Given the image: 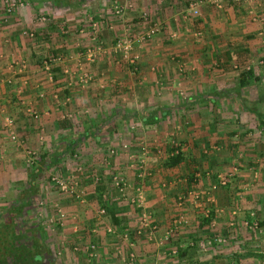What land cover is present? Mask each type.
Returning a JSON list of instances; mask_svg holds the SVG:
<instances>
[{
  "label": "crops",
  "instance_id": "0c3cea01",
  "mask_svg": "<svg viewBox=\"0 0 264 264\" xmlns=\"http://www.w3.org/2000/svg\"><path fill=\"white\" fill-rule=\"evenodd\" d=\"M35 1L63 15L83 5V0L58 7ZM189 1L129 0L130 17L112 10L101 15L102 1L90 18L98 28L94 35L83 22L64 21L63 15L53 19L47 13L42 21L35 5L21 3L6 12L0 0V230L5 208L22 199L21 188L35 171L59 162L56 166L83 188L80 200L58 192L64 216L51 234L39 226L27 230L34 224L15 226L25 238L34 235L40 264H129V251L132 264H264V116L258 113L264 104V17L251 20L247 9L252 5L260 14L264 0H222L220 7L207 2L196 15L188 10ZM151 5L159 29L136 47L135 64L115 52L84 56L86 46L108 47L118 34L129 33L125 24L135 32L145 28L148 21L140 18L152 12ZM107 29L115 36L104 35ZM49 55L60 58L48 60ZM242 70H250L247 84L237 82ZM27 147L34 152L26 168ZM108 147L115 149L112 154ZM171 151L180 155L173 164L167 159ZM55 154L58 160L49 164ZM112 173L127 182L123 194L111 184ZM220 174L227 176L224 184ZM135 185L157 225L155 238L135 235L138 210L127 202ZM187 189L200 192V198L185 196L179 206L177 197ZM37 191L38 183L31 198ZM113 203L111 216L106 208ZM209 205L213 216L200 227ZM29 208L26 222L32 200ZM178 215L184 220L173 236L198 235L195 251L164 262L157 239ZM188 221L190 226L181 228ZM108 225L114 232L106 231ZM218 236L225 240L216 241Z\"/></svg>",
  "mask_w": 264,
  "mask_h": 264
},
{
  "label": "rangeland",
  "instance_id": "374dc122",
  "mask_svg": "<svg viewBox=\"0 0 264 264\" xmlns=\"http://www.w3.org/2000/svg\"><path fill=\"white\" fill-rule=\"evenodd\" d=\"M21 1L24 4H27V6H30V7H34L32 5H35V8L38 11V12H36L35 16H37V15L40 16L41 14L44 15V19L42 21L46 20L47 13H48L49 17H52L53 19L54 18L62 17V15H63V14H59L58 11L57 12H52L50 10L51 12H49L47 8L44 9L43 8V4L44 3L40 2V1L39 2H36L35 0H21ZM33 1H35L36 3L33 4ZM102 1L103 2L105 1V4H103V7L104 8L101 9V11H100L101 15L102 14L103 15H105V14L108 15L109 14V11L108 10H112L111 12L114 13L113 8H112V6L114 4H121L123 6L124 4H128L129 3V0H123V2H121V3L118 2V0H116V1H112V0H83V5L77 6V7H73L72 9H69L70 12H67L65 15H63L62 18L65 17L64 18V21H68V22H70V21L71 22H75L74 20L77 19L78 21L83 22L84 25L89 26V29L88 28H85L86 31H89V30L92 31V30H94V32L92 34L97 35L98 34V28L96 29V24L95 23H94V26H93V24H92L93 21L90 22V18L92 17V15H94L97 12V10H95V8H97L96 5L99 4V3H102ZM3 2H4V0H3ZM138 4L141 5L140 3H138ZM152 6L153 5H151V7H150L151 9L153 8ZM128 8H129V5L128 6H125V8L123 9L125 11V12H123V16H125V17H130L131 16L130 9L128 10ZM153 12H154V9H152V12L151 11H146L144 14H142V17L140 19H143L144 18L145 20L148 21L147 23H144V25L146 24L144 26L145 28L140 29V30L137 29L138 31L136 30V32H135V29L129 28V27H131V25L128 27L127 24H125L124 27H126V31H129V33L118 34L117 37L122 36V35H127V36H130L131 35L132 36V35H134L137 32L145 31L154 22L152 19H153V16H154V13L155 12L154 13ZM66 17H67V19H66ZM101 17H103V19H104V16H101ZM105 20H107V22H108L107 25L110 26V22H112V21L111 20L109 21L108 18L105 19ZM88 21H89L90 24H87ZM124 21L125 20H123V22ZM102 23L103 22H99V24H102ZM108 26L105 27L104 25L103 26L100 25L99 27L100 28H104V27L107 28ZM69 27H72V26H69ZM111 28L112 27H110L108 29H111ZM108 29L106 31H104L103 34L105 35L106 32H107V34L109 35V37L115 36V32H113L114 30L113 31L111 30L112 32H110ZM88 34L91 35V33H89V32H88ZM154 35H155V33L152 36L145 38L142 42H140L138 44L137 43L132 44V47L127 52V57L134 56V58H133V60L131 62L135 61V57L137 55V52H136L137 51V48L136 47L141 46L143 43H145L148 39H150ZM84 36H86V35H84ZM114 42H112V44L108 45V47H105L102 43L99 42L100 43V47H99V49H95L94 50V54H93V56H91L92 59H94V57H95V55L97 54L98 51H107L109 53L115 52V53L121 55L120 57H122V59L127 58V57H125V56L122 55V52L121 51L116 50V49L115 50L113 49ZM85 45H83V47H85ZM89 47H91V46L90 45L89 46H86L85 51H84V56L87 59L91 60L90 57H89V55L87 54L91 50ZM125 61H124V63L129 62L127 59H125ZM133 63L135 64V62H133ZM258 109H260V111H264V104L263 105L262 104H259L258 105ZM141 141H138V144H137L138 146H140V144H141L140 142ZM28 148H31V147H28ZM24 153H26V152L24 151ZM261 157L263 158L264 156H261ZM24 160L26 162V165L25 166L27 168L28 165H29V163L26 160V157L24 158ZM57 163H59V162H57ZM57 163L54 166H46V167H44L42 170H40V171L37 172V175H35L36 183H38V191H37L35 197L32 200L34 209L29 212L30 213V215H29L30 217H28V221L26 222L27 224H30L33 221L35 223H38L39 224V227H43V229L44 228L47 229L46 231H48V234H51V232L53 230H58V228L60 227V225H59L60 219H58V217H57L58 216L57 208L59 207L61 209V206L58 204V203H60V198H59L58 192H60L61 190L58 188V186L56 184L57 181H54L53 179H51V176H55V179L57 178L58 181L61 180V179H66V178H70V177L73 178L74 177V175L65 174L64 172H62V168H59L60 165L58 164V167L56 166ZM260 173H261L260 175H262L263 178H264V165L261 166ZM256 175H257V173H256ZM261 181H262V183H264V180H261ZM111 193H113V192L111 191ZM50 203H52V205H49ZM48 205H49V207H48ZM43 208H45V209H43ZM132 208H134V207L132 206ZM41 211H42V213H41ZM190 223L191 222H189V221L188 222H185L184 225L181 228H185L187 226H190L189 225ZM244 224H245V226L248 225V223H244ZM254 226H255V228H256V226L258 227L259 226L258 222H256ZM36 227H38V226H36ZM34 228H35V225H34ZM247 229H250V228H247ZM175 235H176V233L174 234V236ZM171 236H173V234ZM171 236H169L161 244L162 245V248L160 249V253H162L166 257V261H164V262L171 261L172 255H173V257L175 259L177 258L176 257V251L171 252V249L172 248H175V250H176L175 245L172 243V240L171 239H173V238ZM185 237H186V235L181 236L180 238L185 239ZM200 238L202 239V237H200ZM186 239L188 240L189 238L186 237ZM165 242H168L167 245L164 244ZM88 243L89 244L92 243L94 245V247L91 248V249L93 251H95V246H96L95 243L93 241L92 242L89 241ZM164 248H167V249L165 250ZM199 250L202 251L204 249H202V246H199ZM167 259H169V260L167 261Z\"/></svg>",
  "mask_w": 264,
  "mask_h": 264
},
{
  "label": "built area",
  "instance_id": "2783aa9c",
  "mask_svg": "<svg viewBox=\"0 0 264 264\" xmlns=\"http://www.w3.org/2000/svg\"><path fill=\"white\" fill-rule=\"evenodd\" d=\"M221 1L222 0H190L187 4V8L188 10L191 12V14L196 15L199 13V8L202 4L207 3V2H211L214 4V6L216 7H220L221 5ZM235 2H241L244 0H233ZM23 3L21 0H4L3 2V6H4V10L6 12L11 11L12 9H14L15 6H17V4H21ZM129 4H124L123 6L121 4H114L112 6L114 13L119 14L122 13V11H124L123 9L125 8V6H128ZM253 6L249 5L248 12L250 15L251 20H261L263 19V15H264V6H262V10L260 14H257L254 10H253ZM41 20L44 19V15H40L39 16ZM94 26V22L92 23ZM93 28V27H92ZM159 29V24L154 21L152 23L151 26H149V28H147L145 31L142 32H137L134 35H122L119 36L115 39L114 45H113V49L115 50H119L122 52V55L127 57V52L130 50V48L132 47V44L135 43H140L142 42L145 38L152 36L154 33L157 32V30ZM92 32H94V30H92ZM31 34V33H29ZM100 47V43L96 42L95 45H92L91 47H89L91 50L87 53L90 57V59H92L91 56H93L94 54V50L95 49H99ZM89 50V49H88ZM60 56L59 55H49L48 60H52V59H59ZM128 58V57H127ZM134 58V56L130 57V61H132ZM46 62V60H44ZM84 79L85 81L87 80V75L84 74ZM34 113V112H33ZM3 121L5 124L10 125L11 123V119L6 116L3 118ZM9 136L10 138L14 139L15 138V134L12 130L9 131ZM141 149L143 150L142 152L145 151V149H143V147H141ZM114 148L113 147H108L107 148V152L109 154H112L114 152ZM25 157L26 160L28 162L32 161L33 158V152L34 150H32L31 148L25 149ZM143 163H142V159H140L139 161V166L138 168H140L141 170L138 171V175L142 176L143 174ZM51 179H53L54 181H57V186L58 188L66 193H69L70 195H72L74 198H79V200L82 198L83 195V188L80 187L79 183H77V180H75V178L70 177V178H66V179H61L58 181V179H55V176H51ZM219 183L220 184H224L227 181V176L224 174H220L219 177ZM111 184L114 186V188L118 191L119 194H123L124 193V189L125 187H127V182L123 179V177L120 174H111ZM133 194L130 195L127 198V202L130 203L133 207H135L138 210V216H137V222H136V226L134 228V232L135 235H144L145 238L147 239H152L155 238V231L157 230V225L156 223L153 222L152 220V214L150 209L144 204V198H143V190L141 188V186L139 185H135L133 186ZM185 196H190L192 197L194 200H198L200 198V192L193 190V189H187L185 194H181L179 195L177 198L176 203L180 206V204H182L184 197ZM98 213H103L104 212V208L100 207L98 208ZM57 212H58V219H62L64 216L63 211L58 207L57 208ZM207 212V209L205 210V213ZM183 217L182 215H178L177 217H174L172 220L171 225H169L167 228H165V230L163 231V233L161 234V236L157 239V241L159 243H163L169 236H171L175 230V228L183 221ZM61 222V220H60ZM244 223H248L246 221H244ZM255 225L256 222H253ZM106 231H111L114 232V229L111 225L106 226ZM122 237L124 239H127L129 237V233L128 231H123L122 232ZM215 240L218 242H223L225 240L224 237H215ZM209 243V241H207ZM202 249H204L203 243H201ZM88 247L91 249L94 247V245L91 243L88 245ZM175 248L171 249V252H174ZM126 257L128 258V262L129 264H132L133 261V257H134V253L132 251H129L126 254Z\"/></svg>",
  "mask_w": 264,
  "mask_h": 264
},
{
  "label": "trees",
  "instance_id": "16d2710c",
  "mask_svg": "<svg viewBox=\"0 0 264 264\" xmlns=\"http://www.w3.org/2000/svg\"><path fill=\"white\" fill-rule=\"evenodd\" d=\"M48 2L51 3L52 6H75L77 4H80L81 0H48ZM247 75L250 74V70H242L239 72L238 75V84H247L248 80L246 79ZM254 79H257V77H254ZM264 90V88H263ZM259 116H264V111L258 112ZM261 124L264 126V123L261 122ZM168 162L170 164L175 163L179 160L180 155L177 152L172 153L167 156ZM58 160V157L55 155L51 156V162ZM35 175H37V171L34 172V174L31 175L30 180L26 182L21 188V191L23 193L22 199L16 204L12 205L9 204L5 208L4 214H3V227L2 231L0 230V264H40V251L36 248L34 240V235L31 234L30 238H25L27 234L23 233L17 229L15 230V226L17 225H24L26 223V220L23 218V215L25 214V209H28L31 207V200H33L32 195L36 192V183L33 181ZM99 189V188H98ZM102 193V187L99 189V194ZM99 203L103 204V201L98 199ZM107 207V206H106ZM113 211H115L114 203L109 206V208H106V212L112 215ZM213 216V208L210 207L207 208L206 215H201L199 218V226L202 227L203 225L208 224L210 219ZM34 227H28L27 230H37L39 227L38 223H35L34 221L30 223V226ZM25 231V230H24ZM182 235L176 234L172 240V243L176 247V257L178 259H182L183 257H189L192 253H194L195 249L194 246L196 244V240L199 237L198 235H191L188 236V240L180 238ZM28 240H31V243H28ZM191 242V244L189 243ZM201 262H193L188 261L186 264H197Z\"/></svg>",
  "mask_w": 264,
  "mask_h": 264
}]
</instances>
